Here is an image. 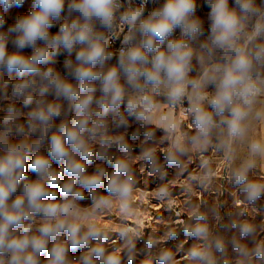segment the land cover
<instances>
[{
    "label": "rangeland",
    "instance_id": "rangeland-1",
    "mask_svg": "<svg viewBox=\"0 0 264 264\" xmlns=\"http://www.w3.org/2000/svg\"><path fill=\"white\" fill-rule=\"evenodd\" d=\"M71 2L65 0V11L53 22L49 29L51 35L57 34L62 24L79 20L78 16L70 15L67 11ZM165 3L166 0H159L158 12ZM212 3L214 0H194L195 10L189 17L190 22L199 23L201 31L195 37L192 36L193 50L186 75V104L191 111L185 118L178 116L168 93L160 91L167 84L147 85L140 79L141 89L129 86L120 68L121 57H111L103 67L94 69L98 72L117 69L119 83L124 88V100L118 111H109L106 116L97 115L99 106L96 103L92 105L89 127L94 128L95 135L84 136L92 159L82 162L85 174L98 175L102 182L92 191L76 183L74 189L83 198L74 201L75 214L64 219L80 226V236L86 235L90 229L100 235L90 237L85 246L75 249L66 233H61L56 241L49 240L48 250L54 243L67 250L66 264H85V258L91 264H105L108 256L118 258L120 264H161L160 258L165 253L171 256L168 264H264V190L257 199L250 201L243 186L234 179L237 172L246 170L247 182L264 189L261 176L264 169V96L252 97L249 104L239 100L246 112L241 121L243 131L238 136L230 135L227 125L223 123L229 118V113L216 115L210 104L217 90L221 70L232 59L230 53L225 54L212 44ZM228 7L238 16L242 15L236 0H228ZM253 7L257 14L242 19L236 42L237 47L250 55L257 51L258 46H264V36L253 41L248 39L254 25L261 22L260 12L264 0H253ZM32 9L33 0H24L21 6L13 5L7 12L0 5V15L5 20L0 27V35L4 37L7 54H17L12 43L15 33L9 29ZM93 28L97 35H102L104 27L93 22ZM157 44L158 50L167 49V37L164 42ZM32 52L31 48H26L18 54L28 57ZM69 63H76L75 52L70 55L61 49L53 56L52 63L41 65V68H50L61 80L78 86L67 74L66 65ZM263 74L264 59L257 61L253 55L251 75L258 77L261 85ZM21 80L16 72L0 68V136L5 134L4 121L10 115V109H15L17 116L7 127L15 133L19 126L24 133L21 136H9L7 139L10 144L30 146L39 141V132L33 134L29 127V114L38 104L40 107L55 105L60 111V116L52 121L51 130L44 132L45 138L39 148L28 157L25 174L28 180L35 181L37 176L31 168L32 160L36 156L49 157V138L59 134L61 124L71 127L76 114L71 105L53 90L41 94L37 88L32 93L31 106L25 107L21 99L12 95L13 88ZM93 83L99 89V81ZM93 96L94 100H99L101 93L97 90ZM143 97H148L153 107L145 112L143 118H137L129 113L127 104L130 101L137 103L136 111H145L141 103ZM196 107L203 108L213 116V125L206 137L198 135L194 122ZM105 140L108 142L104 143ZM253 144H259L260 149L253 151ZM0 155H3L2 151ZM109 156L111 161L106 158ZM170 157H174L175 162H170ZM75 159L80 160L79 155H75ZM117 160L127 165V175L131 177L130 190L124 198L107 191ZM51 168L59 173L63 164L53 160ZM69 179L67 174L61 176L60 185ZM49 191L55 193L53 202H64L60 186L49 188ZM101 199L108 203L97 206ZM43 223L45 221L40 216L24 221L25 225L30 226L29 235L36 236ZM197 225L206 228V235L196 237L191 234ZM240 225L250 226L251 233L242 235ZM12 231L15 236L23 234L17 229ZM96 248L103 250V256L95 254ZM193 250L199 251L202 256L193 258ZM8 259L7 256H0V264H8ZM37 261L38 264H48V251L39 254Z\"/></svg>",
    "mask_w": 264,
    "mask_h": 264
},
{
    "label": "clouds",
    "instance_id": "clouds-1",
    "mask_svg": "<svg viewBox=\"0 0 264 264\" xmlns=\"http://www.w3.org/2000/svg\"><path fill=\"white\" fill-rule=\"evenodd\" d=\"M24 0H0L3 11L7 12L13 5L21 6ZM241 16L228 7V0H214L211 4V40L214 47L225 54H231L230 64L221 70V77L217 83L216 95L210 100L216 115L223 116L229 113V118L223 120L228 127L229 134L238 136L242 133L241 121L246 112L237 98L243 104H249L251 98L258 91L252 79L253 55L259 61L264 59V46H258L257 51L250 55L242 48L237 47L239 33L242 28V19L257 14L253 7V0H236ZM117 0H72L68 4V13L75 14L79 20L70 24H62L59 32L51 35L49 29L53 22L60 18L65 11V0H33V9L19 18L9 29L15 33L13 46L17 54L9 55L6 52L4 37L0 35V68L8 72H16L22 78L12 91V95L21 99L25 107L32 104V93L38 88L41 94L53 90L54 93L67 101L75 112L71 127L61 124L58 135L50 139L49 157L36 156L31 162L32 171L36 174L35 181L28 180L25 172L29 155L36 151L40 142L44 140V132L51 130L52 121L60 116L55 105H47L30 112L29 127L33 134L39 132V141L32 145L10 144L8 137L15 134L23 135V129L16 127L15 133L7 127L16 119V110L10 109V115L5 119V134L0 136V256H7L8 264H38L39 254L48 251V264H66V249L55 244L51 250L47 249L48 241H56L61 233H66L72 247L85 246L90 237H99V232L90 229L84 236H80V226L66 221L74 215V201L82 199V194L75 191L74 185L79 183L83 188L92 191L101 185L100 176H88L82 161H91L84 136L95 135L94 128L89 127L92 105L96 103L100 111L97 115L106 116L109 111H118L124 100V88L120 85V74L112 68L107 72H98L97 66L103 67L111 58L106 53L100 41L102 36L94 32L93 22L110 29L113 25ZM195 10L194 0H166L163 8L153 16L139 24L138 31L143 36L139 46L133 45L134 37L127 41L129 47L120 59V68L126 77L127 83L134 89H141L139 83L143 78L146 84L159 86L167 84L168 98L176 102L184 95V81L189 70L191 53L181 42H169L168 51L158 50L157 42H164L174 28L180 27L185 34L195 37L201 31L198 22H190L189 17ZM140 13L132 12L121 17L129 24L135 25ZM5 20L0 15V27ZM264 36V22H257L249 41ZM26 48L33 50L31 56L18 53ZM61 49L70 55L75 52L76 63L66 65L68 75L77 82L78 86L61 80L50 68L42 69L41 65L52 63L53 56ZM79 49V50H77ZM149 53H153L149 58ZM150 66V67H149ZM26 77V78H25ZM99 81V89L94 85ZM101 93L99 100H94L96 91ZM203 99V97H200ZM145 111L137 112V103L129 102L127 109L137 118H143L145 112L153 107L148 97L141 101ZM33 122H36L33 124ZM194 122L200 137H206L213 125V116L201 107L195 108ZM36 125H39L37 127ZM107 143L108 141H103ZM253 151L260 149L259 144L252 145ZM79 155L80 160L75 159ZM170 162H175L170 157ZM63 164L62 170L57 173L51 168V161ZM250 167V165H249ZM127 165L117 160L114 172L109 179L107 191L121 198L129 193ZM246 170L235 174L234 179L243 186L247 198L254 201L264 190L261 186L247 182ZM67 174L70 179L60 185V177ZM123 178V179H122ZM60 186L64 197L63 203L54 201L55 193L49 188ZM20 195H16L17 193ZM16 197L12 199V197ZM108 203L101 199L97 206ZM34 216H40L45 223L39 228V235H29L30 226L24 221H31ZM242 235H248L252 229L248 225H240ZM13 229L23 234L15 236ZM200 237L206 235V228L197 225L191 233ZM97 256H103V250L94 249ZM193 258H200L202 254L193 250ZM161 264H168L170 254L161 256ZM85 264L91 261L85 258ZM105 264H120L119 259L113 256L106 258Z\"/></svg>",
    "mask_w": 264,
    "mask_h": 264
},
{
    "label": "built area",
    "instance_id": "built-area-1",
    "mask_svg": "<svg viewBox=\"0 0 264 264\" xmlns=\"http://www.w3.org/2000/svg\"><path fill=\"white\" fill-rule=\"evenodd\" d=\"M158 2L159 0H117V3L119 6L115 10L113 25L110 29L104 28L102 35H100L103 37L100 43L103 44L104 48L120 47V54H113L112 57H122V55L126 53L127 48L129 47L127 41L131 37H134L133 45L139 46V44L141 43L140 41L141 34L139 35L140 32L138 31L139 24L142 21L150 19L154 13L158 12ZM137 11L140 13V16L138 20L136 21L135 25L129 24L125 21H116V13H123V16H124L126 14L137 12ZM260 17H261L260 18L261 22H264V7L260 12ZM170 35H171V42L183 43L186 47V50L190 51V53L192 54V50H193L192 36L185 34L184 31L180 27L174 28ZM148 55H149V58H151V53H149ZM251 76L258 89V91L253 97L259 96V95L264 96V74L262 76L263 85H261V83L258 81V77L254 75H251ZM141 80H143V78H141ZM163 84L164 86H166L165 83ZM187 84H188V77L186 76V79L183 84L184 95L182 96L180 100L176 102H172L171 104L172 107L176 108L177 114L181 118H185L188 115V113L191 111L190 107L187 106L186 104ZM160 91L168 93L169 88L166 86L165 88L160 89ZM239 100L240 99L237 98V103H239ZM261 176L264 180V169L262 171Z\"/></svg>",
    "mask_w": 264,
    "mask_h": 264
},
{
    "label": "bare ground",
    "instance_id": "bare-ground-1",
    "mask_svg": "<svg viewBox=\"0 0 264 264\" xmlns=\"http://www.w3.org/2000/svg\"><path fill=\"white\" fill-rule=\"evenodd\" d=\"M123 16V13H116V21H123L121 17ZM168 44L171 42V35L167 37ZM106 53L110 54L112 57L113 54H120V47H108L105 48ZM165 53H167L168 48L163 50ZM152 56V55H151ZM262 78V77H261ZM263 79V78H262ZM168 87V86H167ZM163 119V118H162Z\"/></svg>",
    "mask_w": 264,
    "mask_h": 264
},
{
    "label": "trees",
    "instance_id": "trees-1",
    "mask_svg": "<svg viewBox=\"0 0 264 264\" xmlns=\"http://www.w3.org/2000/svg\"><path fill=\"white\" fill-rule=\"evenodd\" d=\"M143 126L148 127L149 125H143ZM106 158H107V160L109 159L111 161V157L110 156L109 157H106Z\"/></svg>",
    "mask_w": 264,
    "mask_h": 264
}]
</instances>
